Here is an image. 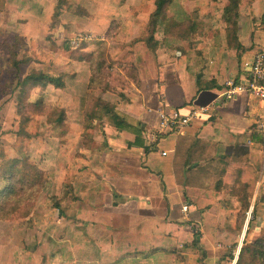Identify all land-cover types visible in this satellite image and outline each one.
<instances>
[{
    "label": "rangeland",
    "instance_id": "rangeland-1",
    "mask_svg": "<svg viewBox=\"0 0 264 264\" xmlns=\"http://www.w3.org/2000/svg\"><path fill=\"white\" fill-rule=\"evenodd\" d=\"M156 3L0 0V264H59L62 252L89 247L92 220L115 217L92 197L123 196L99 175L148 170L130 161L107 108L132 114L142 95L179 78L199 89L239 83L264 53V0H169L160 16ZM263 122L239 137L213 132L217 142L190 152L199 166L180 179L192 193L181 192L201 227L179 250L264 264Z\"/></svg>",
    "mask_w": 264,
    "mask_h": 264
},
{
    "label": "crops",
    "instance_id": "crops-1",
    "mask_svg": "<svg viewBox=\"0 0 264 264\" xmlns=\"http://www.w3.org/2000/svg\"><path fill=\"white\" fill-rule=\"evenodd\" d=\"M208 88L199 89L194 84L186 86L179 78L163 93L142 95L132 114L124 113L130 118L129 122L122 116L130 127L123 131L115 128V131L121 138L126 137V149L137 157L130 161L142 162L148 170L144 171L139 164L140 176L123 171L119 174L105 171L99 175L121 187L123 196L100 194L92 197L90 206H99V202L104 207L110 204L107 208H111L115 217L92 220L86 231L88 240L82 239L89 242V247L62 252L58 256L59 264H216V255L206 250L178 249V243L195 241L190 230L195 232L201 227V219L191 217L195 214V210H190L194 209L193 206H188L186 213L182 211L181 191L192 193V190L180 179L188 177L190 171L199 166V160L190 156L193 148L208 143V137H215L217 142L219 136H212L213 132H222L223 137L226 132L228 137H239L237 130L248 129L257 123L259 117H264V105L247 95L225 101L221 98L223 88L218 83ZM207 106L208 112H199L200 108ZM158 110L169 114L176 111L182 116L196 111L198 118L179 133L174 130L159 133ZM150 135H154V140ZM117 144L121 146L119 142L114 145ZM251 144L250 152L259 156L256 144L252 141ZM162 152L167 155L163 157ZM188 158L192 163L184 169ZM190 177L203 179L198 174ZM194 193L202 195L198 191ZM104 207L100 206L102 210ZM121 243L124 248L118 249ZM199 246L202 248V244Z\"/></svg>",
    "mask_w": 264,
    "mask_h": 264
},
{
    "label": "built area",
    "instance_id": "built-area-1",
    "mask_svg": "<svg viewBox=\"0 0 264 264\" xmlns=\"http://www.w3.org/2000/svg\"><path fill=\"white\" fill-rule=\"evenodd\" d=\"M247 72L241 82H227L223 87L221 98L225 101H231L236 96L247 95L260 100L264 105V53H258L254 56L251 62L245 64ZM209 111V107L200 108V113H206ZM157 114L160 118L159 133L166 131L181 132L183 128L188 126L190 122L197 117V112L192 111L188 116H182L179 112H172L171 114L166 113L164 110H158ZM261 130L264 129V122L259 127ZM158 134V133H157ZM154 135H150V139H153ZM161 155L165 157L167 153L162 152ZM188 206L182 208L183 212H187Z\"/></svg>",
    "mask_w": 264,
    "mask_h": 264
},
{
    "label": "trees",
    "instance_id": "trees-1",
    "mask_svg": "<svg viewBox=\"0 0 264 264\" xmlns=\"http://www.w3.org/2000/svg\"><path fill=\"white\" fill-rule=\"evenodd\" d=\"M169 0H157L156 6V12L155 15L156 16H160L161 13L164 10L165 5L167 4ZM228 12V11H226ZM41 80L47 82V83H54V82H59V79L53 78L51 76H47V75H40L39 76ZM237 82V81H236ZM214 88H219V87H214ZM210 89V88H208ZM106 115H109L111 118V121L114 125V127L118 130V131H123L126 130L130 127V124H128L126 122V120L119 114H117L116 112L112 111L110 108L106 109ZM251 221L248 224V227L250 226Z\"/></svg>",
    "mask_w": 264,
    "mask_h": 264
}]
</instances>
